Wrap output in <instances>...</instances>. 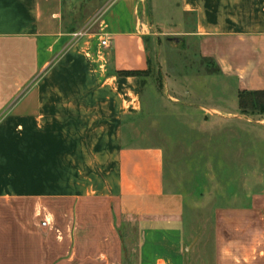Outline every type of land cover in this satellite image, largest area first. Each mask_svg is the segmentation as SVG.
<instances>
[{"label": "crops", "instance_id": "obj_1", "mask_svg": "<svg viewBox=\"0 0 264 264\" xmlns=\"http://www.w3.org/2000/svg\"><path fill=\"white\" fill-rule=\"evenodd\" d=\"M147 1L0 0V76L41 72L3 119L0 81V264H185L184 197L161 149L124 144L143 100L121 72L145 68L149 21L178 22L236 90L264 91V0H165L168 20ZM243 199L214 212L211 264H264V190Z\"/></svg>", "mask_w": 264, "mask_h": 264}, {"label": "rangeland", "instance_id": "obj_2", "mask_svg": "<svg viewBox=\"0 0 264 264\" xmlns=\"http://www.w3.org/2000/svg\"><path fill=\"white\" fill-rule=\"evenodd\" d=\"M151 4L168 20L172 9L165 0H148L147 12ZM177 23L156 28L149 21L150 31L161 34L145 39L142 111L124 126L123 142L161 149L165 189L184 197L185 247L196 242L185 251V264H211L215 210L264 190V110L239 108L238 95L248 93L222 77ZM36 69L33 78L0 76L2 119L16 96L38 80Z\"/></svg>", "mask_w": 264, "mask_h": 264}, {"label": "trees", "instance_id": "obj_3", "mask_svg": "<svg viewBox=\"0 0 264 264\" xmlns=\"http://www.w3.org/2000/svg\"><path fill=\"white\" fill-rule=\"evenodd\" d=\"M208 60H213L211 58H208ZM123 75L127 76H139L140 71H124L121 72ZM248 95L247 97H241V94L238 95V107L241 109H244L245 107H258L262 110H264V91H246ZM253 96H256L253 98Z\"/></svg>", "mask_w": 264, "mask_h": 264}, {"label": "built area", "instance_id": "obj_4", "mask_svg": "<svg viewBox=\"0 0 264 264\" xmlns=\"http://www.w3.org/2000/svg\"><path fill=\"white\" fill-rule=\"evenodd\" d=\"M81 34V32H77V33H74V35H80ZM109 39H102L101 40V45L102 46H109ZM42 225H45V221H43L42 223H41Z\"/></svg>", "mask_w": 264, "mask_h": 264}, {"label": "water", "instance_id": "obj_5", "mask_svg": "<svg viewBox=\"0 0 264 264\" xmlns=\"http://www.w3.org/2000/svg\"><path fill=\"white\" fill-rule=\"evenodd\" d=\"M191 246V245H190ZM189 249V247L186 248V251Z\"/></svg>", "mask_w": 264, "mask_h": 264}]
</instances>
